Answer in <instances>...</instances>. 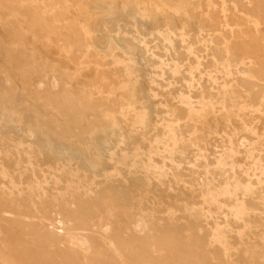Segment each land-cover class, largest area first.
<instances>
[{"label":"rangeland","instance_id":"rangeland-1","mask_svg":"<svg viewBox=\"0 0 264 264\" xmlns=\"http://www.w3.org/2000/svg\"><path fill=\"white\" fill-rule=\"evenodd\" d=\"M47 8L46 0H0V78H9L0 91V264H188L189 251L202 253L206 264H264V212L258 210L261 225L251 218L234 222L227 212L230 200L247 207L264 202V177L257 179L264 115L253 129V112L230 120L215 114L195 134L182 130L174 141L162 140L155 127L169 123L165 109L180 105L187 83L199 84L191 98L196 107L206 92L223 86L211 53L199 60L189 56L179 75L154 85L159 65L138 67L149 97L135 94L136 110L127 113L128 91L104 86L109 66L102 56L86 43L79 48L55 39ZM34 10L43 29L27 22ZM179 14L173 6L170 15L180 31ZM142 17L149 32L164 30L161 12L156 23ZM190 27L200 39L193 20ZM51 76L53 87L41 83ZM68 89L89 97L72 105L65 99ZM143 101L151 106L146 131L134 124ZM107 118L120 135L110 136L109 151L89 152L90 135ZM78 148L92 166L77 160ZM219 170L234 173L238 187L216 179Z\"/></svg>","mask_w":264,"mask_h":264},{"label":"bare ground","instance_id":"bare-ground-1","mask_svg":"<svg viewBox=\"0 0 264 264\" xmlns=\"http://www.w3.org/2000/svg\"><path fill=\"white\" fill-rule=\"evenodd\" d=\"M46 2L48 15L57 28L56 32L52 34L53 37L61 41L64 46L75 45L81 48L86 43L90 51L102 56L106 65L109 66L103 71L108 75L111 74V76H105L104 86L109 87L115 83L119 90L126 89L128 91L129 107L127 113L136 110L135 94L141 93L149 97V94L143 90V86L141 87L138 81V67L149 64L159 65V73L153 77L151 82L154 85L160 83L161 80L179 75L182 62L189 56H195L199 60L202 53H211L217 64L218 72L224 77L223 86L221 85L220 90L206 92L198 102L199 106L196 107L191 98L192 94L199 90V84L187 83L188 94L184 99H181L180 105L165 109V118L169 120V123H165L160 128L155 127L156 134H160L162 140L174 141L176 134L182 130L195 134L202 120L215 114L224 120H230L239 117L240 112H253V116L249 118L250 126L253 129L256 127L255 119L264 115V112L261 113L260 110L261 106L264 108V0H46ZM173 6L180 11V31L175 27L170 15ZM71 7H74L77 15L70 12L69 8ZM158 11L164 17L165 28L163 31L149 32L140 20L144 19L142 16H145L146 19L156 23ZM83 16H87V18ZM25 17L28 18L27 22L31 25L43 29L41 17L37 11L34 10ZM76 17L81 18L80 23L76 22ZM192 20L195 22L200 39L194 37L191 32L190 22ZM10 25L13 28L16 26L14 22ZM189 38L193 40L190 45L187 43ZM196 44L198 46H195ZM165 62L170 64H165L163 67L162 64ZM113 64L119 67L118 70L110 67ZM119 78L122 79L117 84ZM191 79L194 81V76H191ZM233 79L235 83L228 85L229 81H233ZM8 83V76L2 75L0 91ZM41 83H45L51 88L54 86V78L51 76ZM149 92L154 95L155 89L152 87ZM77 95L76 91L68 89L65 99L73 105L89 97V94ZM98 99L100 98H96V100ZM143 102L139 104L142 106L141 110L134 114V124L146 131L151 127L147 120V111L151 106L146 101ZM0 104H2L1 99ZM263 132L261 131L262 134ZM119 135L120 131L114 120L105 119L89 137V152L101 154L103 151H109V146L113 143L110 136L115 138ZM162 140L158 141L157 148L163 144ZM42 143L48 145L46 141ZM165 147H169V145L167 144ZM63 152L65 151L62 150ZM76 157L85 167L92 166L90 155L86 154L83 149H77ZM263 160L264 155L258 161L260 167L258 180L264 177ZM173 171L180 176L179 169L173 168ZM214 176L216 179L223 180L228 184L231 183L236 187L240 183L234 173L228 174L219 170L214 172ZM245 189L248 190L249 188L245 187ZM258 210L264 212V202L247 207L244 201L234 203L230 200L227 212L229 219L234 222L251 218V221L261 225L262 218H260ZM105 230L107 229L105 228ZM141 230L143 229L139 231ZM186 255L188 264H206L205 257L200 252L189 251ZM123 261L122 263H124ZM139 262L141 261L139 260Z\"/></svg>","mask_w":264,"mask_h":264}]
</instances>
